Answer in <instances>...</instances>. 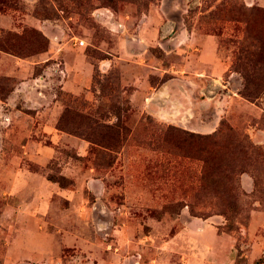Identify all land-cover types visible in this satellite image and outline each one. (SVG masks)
<instances>
[{"label": "rangeland", "instance_id": "374dc122", "mask_svg": "<svg viewBox=\"0 0 264 264\" xmlns=\"http://www.w3.org/2000/svg\"><path fill=\"white\" fill-rule=\"evenodd\" d=\"M263 11L264 0H0V264H193L205 255L194 234H233L234 264H244L250 213L264 209V146L248 131L264 129V91L241 95L235 61L263 37ZM161 25L170 31L157 34ZM181 26L193 43L215 39L228 68L200 75L198 59L171 39ZM138 31L144 41L133 39ZM169 78L193 108L188 126L144 104ZM228 89L243 98L239 115L219 111L212 132L195 131ZM78 113L104 126L120 121V146L97 151ZM178 129L230 147L235 181L215 185L236 188L234 207L225 208L226 194L201 192V162L182 155ZM242 170L254 178L251 192ZM194 218L212 228L199 232ZM259 221L264 238V215Z\"/></svg>", "mask_w": 264, "mask_h": 264}, {"label": "crops", "instance_id": "0c3cea01", "mask_svg": "<svg viewBox=\"0 0 264 264\" xmlns=\"http://www.w3.org/2000/svg\"><path fill=\"white\" fill-rule=\"evenodd\" d=\"M169 26L161 25L159 29H156V33L160 32L162 35L169 32ZM191 30L187 27H179L177 31L172 33L171 39L176 40L175 45L178 48V52L184 55L185 57H196L200 65V75L209 74V75H219L228 68V64L222 63L219 64V59L217 55V43L216 40L211 36H205L200 41L191 40ZM135 41H144L141 32H136L133 35ZM188 46L192 49H188ZM106 63V62H105ZM107 67V63L105 64ZM174 78H169L161 84L157 92H152L151 96L147 95L145 101L146 108L154 113L158 114L159 119L163 122L173 121L176 125L179 126H188L189 116L194 113L192 107L183 101V98L179 96V92L174 93L172 90V83ZM174 93V94H173ZM148 94V93H147ZM179 96V97H178ZM156 98H159L160 101H155ZM173 98H175L173 100ZM213 100H217V96L213 95ZM154 99V100H153ZM221 107L215 106V111L213 113V120L205 124L199 130H195L202 133L212 132L218 124V121L221 118L219 111L226 115H239L240 110L238 109L242 105L243 98L240 97L236 91L228 89V91L222 95ZM175 103L173 111L169 109L170 103ZM161 107V112L157 113L155 104ZM220 109V110H219ZM156 112V113H155ZM170 120V121H169ZM250 136L254 138L256 143H259L264 146V129L250 127L248 129ZM256 133V134H255ZM259 133V134H257ZM240 183L243 189L246 192H251L255 188L254 178L251 174L244 172L240 175ZM264 215V209L253 210L250 213L248 224L244 230V239L246 240L245 244L242 245L241 255H244L245 260L244 264H254L260 255L264 252V238L261 236L255 235L256 231L259 228L261 217ZM195 228L201 233L208 232L209 225L208 220L194 218L190 222ZM196 237L201 239L204 244V248L200 249L201 255L205 254L203 257L195 259L193 264H234L237 257V249L235 248V239L236 237L232 234H194ZM174 240H171V242ZM248 241V242H247ZM169 244V242H168ZM218 246L221 248L219 249ZM206 251V253L204 252ZM216 255V257H215ZM221 256V258L219 257ZM183 264H191V261Z\"/></svg>", "mask_w": 264, "mask_h": 264}, {"label": "trees", "instance_id": "16d2710c", "mask_svg": "<svg viewBox=\"0 0 264 264\" xmlns=\"http://www.w3.org/2000/svg\"><path fill=\"white\" fill-rule=\"evenodd\" d=\"M259 11V10H258ZM264 13V11H263ZM5 47L2 46V50ZM11 48V47H9ZM235 69L240 73L243 79V89L241 95L253 99L258 97L264 91V35L255 36V49L247 52L246 49L239 50V55L235 61ZM69 112L66 107L65 113ZM78 122L84 126L90 133L87 138L97 151L102 149L114 150L120 146L126 127L120 121L114 125L104 126L98 121L91 119L89 116L76 114ZM61 119L57 122V128L61 129ZM174 129V128H173ZM179 134L176 139V146L182 151V155L188 158H195L201 162L199 182L200 190L206 193H212L214 197L218 194H226L228 200L225 208L229 209L235 206V196L233 192L235 187H223L215 185L217 180L223 176L227 182L235 181L234 168L232 163V153L230 147L223 145L226 143L215 138L214 135H201L186 130L178 129ZM235 163V161H234ZM236 165V164H235ZM246 172L242 170L240 173ZM213 183V186H207V182ZM235 194V192H234ZM182 202V206L190 207L191 214L196 215L194 205L192 203ZM176 205V204H175ZM169 207H172L168 205ZM168 206L167 209H168Z\"/></svg>", "mask_w": 264, "mask_h": 264}, {"label": "built area", "instance_id": "2783aa9c", "mask_svg": "<svg viewBox=\"0 0 264 264\" xmlns=\"http://www.w3.org/2000/svg\"><path fill=\"white\" fill-rule=\"evenodd\" d=\"M78 46H83L84 45V40H78V42H76Z\"/></svg>", "mask_w": 264, "mask_h": 264}]
</instances>
